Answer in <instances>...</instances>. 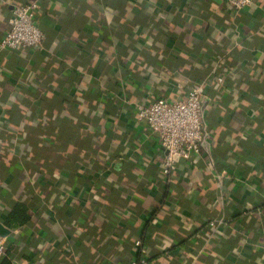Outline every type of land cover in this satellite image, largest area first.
<instances>
[{
    "label": "crops",
    "instance_id": "0c3cea01",
    "mask_svg": "<svg viewBox=\"0 0 264 264\" xmlns=\"http://www.w3.org/2000/svg\"><path fill=\"white\" fill-rule=\"evenodd\" d=\"M27 1L0 0V40ZM40 1L44 45L0 49V98L14 123L67 125L77 162L40 174L14 158L0 264H128L143 252L150 264H264V0L240 12L224 0ZM196 85L208 149L167 181L136 105ZM7 127L0 115V137ZM17 202L30 218L9 225Z\"/></svg>",
    "mask_w": 264,
    "mask_h": 264
},
{
    "label": "built area",
    "instance_id": "2783aa9c",
    "mask_svg": "<svg viewBox=\"0 0 264 264\" xmlns=\"http://www.w3.org/2000/svg\"><path fill=\"white\" fill-rule=\"evenodd\" d=\"M236 12L247 9L255 0H224ZM40 0H29L15 3L9 20L10 28L0 40V49L20 51L24 49L43 47L46 33L40 24V14L43 11ZM220 62L225 63L220 58ZM226 75L220 74L217 82L223 84ZM209 98L200 85H196L183 98H156L149 103L136 105L139 120H145L165 152L163 174L167 181L182 160L190 161L208 149L210 129L206 122V110ZM214 225V223H211ZM142 248V241H136ZM264 248V246H263ZM7 237L0 234V259L6 255ZM144 251V248H142ZM128 264H150L143 252L142 256L134 258Z\"/></svg>",
    "mask_w": 264,
    "mask_h": 264
},
{
    "label": "trees",
    "instance_id": "16d2710c",
    "mask_svg": "<svg viewBox=\"0 0 264 264\" xmlns=\"http://www.w3.org/2000/svg\"><path fill=\"white\" fill-rule=\"evenodd\" d=\"M15 108L13 104L5 103L0 98V115L8 126L7 131L0 137V201L3 192L12 188L15 181L20 180L18 168L20 163L14 159L19 158V155L36 162L34 170L40 174L51 170L50 168L57 163L56 158L57 161L65 163L77 162L76 156L69 153L72 139L69 137L67 125H61L57 117L46 123L44 119L38 120L31 115L24 118L22 123H14L11 119ZM210 137L211 134L208 141ZM29 218L26 205L17 202L8 214L7 224H24ZM5 257L0 260H4Z\"/></svg>",
    "mask_w": 264,
    "mask_h": 264
},
{
    "label": "water",
    "instance_id": "95a60500",
    "mask_svg": "<svg viewBox=\"0 0 264 264\" xmlns=\"http://www.w3.org/2000/svg\"><path fill=\"white\" fill-rule=\"evenodd\" d=\"M9 230L0 222V234L3 236H8Z\"/></svg>",
    "mask_w": 264,
    "mask_h": 264
}]
</instances>
